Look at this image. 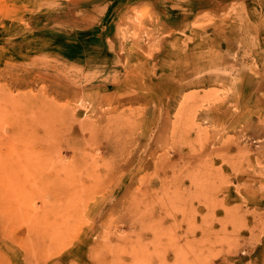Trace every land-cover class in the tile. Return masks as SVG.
I'll return each mask as SVG.
<instances>
[{
    "label": "rangeland",
    "instance_id": "rangeland-1",
    "mask_svg": "<svg viewBox=\"0 0 264 264\" xmlns=\"http://www.w3.org/2000/svg\"><path fill=\"white\" fill-rule=\"evenodd\" d=\"M0 264H264V0H0Z\"/></svg>",
    "mask_w": 264,
    "mask_h": 264
},
{
    "label": "bare ground",
    "instance_id": "bare-ground-1",
    "mask_svg": "<svg viewBox=\"0 0 264 264\" xmlns=\"http://www.w3.org/2000/svg\"><path fill=\"white\" fill-rule=\"evenodd\" d=\"M144 241V240H143Z\"/></svg>",
    "mask_w": 264,
    "mask_h": 264
}]
</instances>
